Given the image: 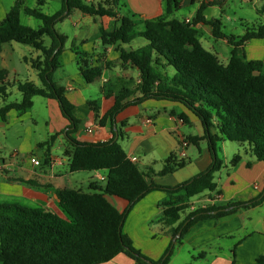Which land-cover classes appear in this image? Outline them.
<instances>
[{"label": "trees", "instance_id": "16d2710c", "mask_svg": "<svg viewBox=\"0 0 264 264\" xmlns=\"http://www.w3.org/2000/svg\"><path fill=\"white\" fill-rule=\"evenodd\" d=\"M115 5L120 0H112ZM181 0H166L163 15L145 20L142 30L138 29L137 17L130 13L119 18L114 3H86L85 0H62L63 7L55 15L43 14L39 9L25 6V0H16L0 25V47L4 44L31 46L41 53L30 62L37 71L42 85L34 82L11 83L9 72L0 70V119L6 121L8 113L15 110L24 114L34 107V98L55 99L60 110L70 123L65 132L72 147L67 154L71 157L72 172L105 171V183L91 185V192L74 189H61L57 192L59 206L65 216L43 208H33L19 204H0V264H107L119 255H125L137 264H168L173 244L164 257L153 262L134 247L133 240L124 234L123 227L134 206L153 191L161 190L168 194L185 193L186 198H194L204 191L216 193L213 176L221 170L222 161L217 149L222 142H235L247 145L251 156L264 163V63L260 60L248 61L238 54L253 39H264V25L246 30L243 36L227 35L222 30L220 19L208 21L203 12L207 5L202 4L197 16L191 22L180 20L174 14L181 9ZM252 1V0H249ZM78 10L92 17L118 18V27L113 33L102 32L104 45L117 43L130 45L143 38L148 44L137 50H121V61L136 68L140 73L137 92L139 97L130 101L133 92L123 88L116 96L115 105L101 123L110 117L115 119L122 110L147 99L171 100L185 105L201 122L204 135L188 137L193 145L207 142L214 159L210 168L187 182L174 187L148 185L147 174L126 155L116 138L121 131H115L114 139L107 143H81L71 135L79 129L80 120L75 116L73 105L65 96V90L54 81V72L59 67V57L63 53L68 37L56 31L57 23L69 18ZM22 11L41 21V28L23 26L20 22ZM260 14L264 15V4ZM205 24L212 28L219 40H227L233 46L230 61L222 64L217 55L205 50L198 40L197 25ZM50 38L46 45L45 38ZM29 62L28 59H26ZM81 76L86 84L95 83L102 74L101 67H90L82 58ZM16 86L21 93L20 102L8 103L9 92ZM97 114L98 108L90 103ZM56 135L41 144L47 153ZM48 160V154L46 161ZM242 160L236 154L231 160L235 166ZM184 167V161L177 155L166 160L159 176L173 174ZM217 194H221L217 192ZM119 197L128 203L120 212L107 199ZM264 203V192L247 203H231L223 207L208 206L189 213L181 221V213L188 204L170 207L165 210L167 226L178 224L173 230L176 237L185 233L199 221L217 219L240 209L259 206ZM258 264H264L263 258Z\"/></svg>", "mask_w": 264, "mask_h": 264}, {"label": "crops", "instance_id": "0c3cea01", "mask_svg": "<svg viewBox=\"0 0 264 264\" xmlns=\"http://www.w3.org/2000/svg\"><path fill=\"white\" fill-rule=\"evenodd\" d=\"M57 1L62 9V0ZM85 1L98 3L105 0ZM15 3L16 0H0V25ZM180 3V10L187 12L180 19L184 21L194 20L203 3L208 4L203 12L208 21L220 19V14L229 8L230 3L242 10L250 6L255 16L260 17V22L251 26L246 19L238 16L243 30L234 27L230 33L223 31L227 35L240 37L247 29L264 25V15L259 13L264 0H181ZM37 4L46 6L48 0H37ZM165 7L166 0H120V4L115 5L119 18L130 13L140 18L141 23L163 15ZM22 13L27 15L25 11ZM78 13L85 21L83 29L79 28L74 40L66 35L68 41L53 76L57 85L65 90L66 98L75 105L74 114L80 120L78 131L71 136L81 143L97 144L112 141L113 133L121 131L116 138L126 156L147 174L145 179L148 185L174 188L207 171L214 159L207 142L193 145L187 140L188 137L203 136V126L193 112L181 103L147 99L126 107L114 120L108 117L101 123L102 117L113 109L119 91L128 88L127 84L134 80L140 83L139 71L121 61V50H137L148 42L145 40V43L136 47L132 46L134 42L130 45H104L102 32L113 33L118 27L119 19L108 16L92 17L81 11ZM220 21L223 24L222 19ZM197 31L202 47L216 54L219 61L227 65L233 46L227 40L215 38L209 25L198 24ZM16 44L12 42L0 47V70L9 72L11 83L30 81L38 86L42 85L37 71L30 65L31 60L40 57L41 53L35 49L34 56L29 57ZM16 51L19 52L24 67L13 66V55ZM238 54L244 55L248 61L260 60L264 63V39L251 40L243 48H239ZM82 58L88 60L90 67L102 68L101 77L93 84H86L81 76ZM15 89L16 86H12L9 92L12 94ZM139 96L136 92L129 100ZM92 102L98 108L97 114L91 110ZM8 103L11 102L8 100ZM4 105L0 100V107ZM69 126L70 123L62 115L57 100L38 96L34 98V107L26 113L19 114L11 110L6 121L0 119V204L43 208L65 216L57 199L59 190L82 191L79 183L87 185L90 190L91 185L99 184L98 180L102 185L105 183V171L89 172L86 179L79 180L76 177L78 172L70 170L71 157L67 153L72 151V147L65 135ZM54 135L56 139L47 153L41 144L48 142ZM10 140L18 142L21 155L13 148L7 156L2 155V151L9 149ZM184 140L188 143L185 149L186 158L182 159L184 167L171 175L159 176L166 160L175 155L178 157ZM248 149L247 145L235 142L220 143L217 155L223 165L213 176L216 193L204 191L191 199L186 198L183 192L171 195L161 190L153 191L134 206L124 224V234L133 240L136 249L153 262L160 261L173 244L176 247L168 264H172L175 254L185 257L188 255L193 264H258L260 258L264 260V203L240 209L221 218L199 221L188 229L180 243L177 241L181 234L176 237L173 235V230L179 223L167 226L164 213L167 208L188 204L186 211L181 213L182 221L189 213L208 206L223 207L259 198L264 192V163L251 156ZM236 154L242 155V160L232 166L231 160ZM32 158L39 161L40 165L36 166L31 161ZM107 200L120 212H124L128 206L119 197L110 196ZM107 264L137 263L125 255H119Z\"/></svg>", "mask_w": 264, "mask_h": 264}, {"label": "rangeland", "instance_id": "374dc122", "mask_svg": "<svg viewBox=\"0 0 264 264\" xmlns=\"http://www.w3.org/2000/svg\"><path fill=\"white\" fill-rule=\"evenodd\" d=\"M107 1L109 2V5H111L112 3H114L115 5V2H113L112 0H107ZM25 6L30 7V8L39 9L43 14H46V15H55L61 9V5L58 4L57 0H48V4L43 7L37 4V0H25ZM186 14L187 12H185V10H180L179 12L174 14V17L177 19H181L182 16H186ZM238 16H242L244 19H246V21H248V23H250L251 26L257 25V23L260 22V17L255 16V13L250 6L244 7V10H242L235 4L230 3L229 8L227 7V10H225L224 12L220 14V17H221L220 19H222L223 21L222 30L226 33H230L231 28H234V27H238L239 29L243 30L242 21L239 20ZM82 19L83 18L81 17V15H79L78 11L75 10L73 11V13L70 15L69 18L57 23L55 26V29L57 32L63 33L64 35H68L72 40H74V35L78 33L79 28L82 27L83 29L85 21ZM140 21H141L140 18H138L136 22L139 23L138 29L142 30L143 25ZM20 22L23 26H27L35 30L41 28V25H42L40 20L34 17H31L29 15L27 16L24 13H22L20 17ZM50 40H51L50 38L46 37L44 40L45 44L49 45ZM143 43H145V39L140 38L136 40L132 44V46L136 47ZM17 48H19L21 52L27 53L29 57H33L36 52L34 48L27 46V45L18 44ZM12 64L16 68H18L19 66L21 67L25 66L23 61H20V56H19L18 51H16L13 55ZM138 84L139 83H137L136 80L132 81L129 85L127 84L128 89L133 92V96L136 95V92H137L136 89H138ZM21 98H22L21 93H19V91L15 89L12 95L9 97V102L21 101ZM9 144H10L9 149L2 151V155L7 156L8 152L12 150L11 148L18 150L20 155L22 154V152H20L21 150L19 149L18 142L16 140L15 141L10 140ZM24 154L26 153L24 152ZM88 174L89 172H85V173L78 172L76 177L79 180L83 178L86 179ZM97 182L99 184H102V182L99 180ZM79 189L82 190V192H86V193L91 192L87 185H80V183H79ZM175 255L176 257L173 259L172 264H193L192 260H190V257L188 255H186V257L184 255H179V254H175Z\"/></svg>", "mask_w": 264, "mask_h": 264}, {"label": "built area", "instance_id": "2783aa9c", "mask_svg": "<svg viewBox=\"0 0 264 264\" xmlns=\"http://www.w3.org/2000/svg\"><path fill=\"white\" fill-rule=\"evenodd\" d=\"M187 22H190V21H187ZM188 146V143L184 140L182 141L181 143V151L178 153V157L179 159H183V158H186V152H185V149L186 147ZM31 161L36 165V166H39L40 165V162L35 160V158H32ZM102 180V178H101ZM103 181V180H102Z\"/></svg>", "mask_w": 264, "mask_h": 264}]
</instances>
